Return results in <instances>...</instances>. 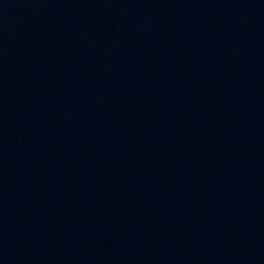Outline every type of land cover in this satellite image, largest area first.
<instances>
[{"label":"water","instance_id":"1","mask_svg":"<svg viewBox=\"0 0 264 264\" xmlns=\"http://www.w3.org/2000/svg\"><path fill=\"white\" fill-rule=\"evenodd\" d=\"M0 264H264V0H0Z\"/></svg>","mask_w":264,"mask_h":264}]
</instances>
